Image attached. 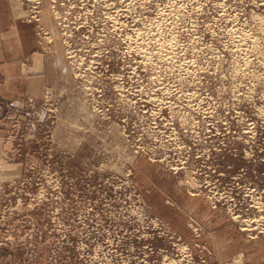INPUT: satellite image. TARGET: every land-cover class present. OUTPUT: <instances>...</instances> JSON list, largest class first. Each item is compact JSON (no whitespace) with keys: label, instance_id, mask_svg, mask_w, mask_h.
Returning <instances> with one entry per match:
<instances>
[{"label":"rangeland","instance_id":"1","mask_svg":"<svg viewBox=\"0 0 264 264\" xmlns=\"http://www.w3.org/2000/svg\"><path fill=\"white\" fill-rule=\"evenodd\" d=\"M263 228L264 0H0V264H264Z\"/></svg>","mask_w":264,"mask_h":264},{"label":"bare ground","instance_id":"2","mask_svg":"<svg viewBox=\"0 0 264 264\" xmlns=\"http://www.w3.org/2000/svg\"><path fill=\"white\" fill-rule=\"evenodd\" d=\"M261 111H262V109H261ZM259 112H260V111H259ZM260 113H261V112H260ZM254 123H255V122H254ZM247 128H248V127H247ZM249 130H250V129H249ZM250 132H251V131H250ZM254 191H255V190H254ZM254 191H253V192H254ZM256 199H257V198H256ZM253 201H254V200H252V202H253ZM255 201H256V200H255ZM260 201H261V200H260ZM256 203H257V202H256ZM258 203H259V202H258ZM259 204H260V203H259ZM260 206H261V205H260ZM260 206H259V207H260ZM262 209H263V208H262ZM260 211H261V209H260ZM261 215H263V214L261 213ZM248 220H249V218H248ZM251 220H252V219H251ZM254 220H256V219H254ZM259 220H260V219H259ZM245 221H246V220H245ZM245 221H244V223H245ZM260 221H261V220H260ZM250 222H251V221H250ZM255 222H256V221H255ZM255 222H254V223H255ZM254 223H253V224H254ZM259 223H260V222H259ZM247 224H248V222H247ZM251 224H252V223H250V224H248V225H251ZM246 226H247V225H246ZM255 226H256V225H255ZM255 226H254V227H255ZM253 229H254V228H253ZM263 229H264V228H263ZM244 230H245V229H244ZM256 232H257V231H256Z\"/></svg>","mask_w":264,"mask_h":264}]
</instances>
